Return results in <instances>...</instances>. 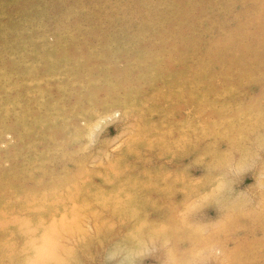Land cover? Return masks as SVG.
Masks as SVG:
<instances>
[{
	"label": "rangeland",
	"instance_id": "rangeland-1",
	"mask_svg": "<svg viewBox=\"0 0 264 264\" xmlns=\"http://www.w3.org/2000/svg\"><path fill=\"white\" fill-rule=\"evenodd\" d=\"M25 245L264 264V0H0V264Z\"/></svg>",
	"mask_w": 264,
	"mask_h": 264
},
{
	"label": "clouds",
	"instance_id": "clouds-1",
	"mask_svg": "<svg viewBox=\"0 0 264 264\" xmlns=\"http://www.w3.org/2000/svg\"><path fill=\"white\" fill-rule=\"evenodd\" d=\"M20 257L16 264H78L75 259L74 250L69 247L56 248L46 253L35 251L30 245H25L17 251ZM123 264H139L134 254L123 261ZM159 264H191L175 258L162 260Z\"/></svg>",
	"mask_w": 264,
	"mask_h": 264
},
{
	"label": "snow or ice",
	"instance_id": "snow-or-ice-1",
	"mask_svg": "<svg viewBox=\"0 0 264 264\" xmlns=\"http://www.w3.org/2000/svg\"><path fill=\"white\" fill-rule=\"evenodd\" d=\"M212 175H219V172H212L211 170H209L208 172L205 173V178H210ZM205 205H202L201 207H204ZM199 211V209L193 210L190 214H189V218L190 219H194L195 218V212Z\"/></svg>",
	"mask_w": 264,
	"mask_h": 264
},
{
	"label": "bare ground",
	"instance_id": "bare-ground-1",
	"mask_svg": "<svg viewBox=\"0 0 264 264\" xmlns=\"http://www.w3.org/2000/svg\"><path fill=\"white\" fill-rule=\"evenodd\" d=\"M9 134V133H8Z\"/></svg>",
	"mask_w": 264,
	"mask_h": 264
}]
</instances>
